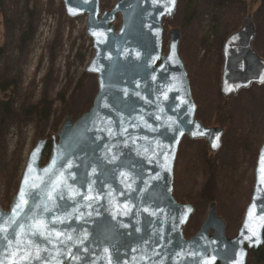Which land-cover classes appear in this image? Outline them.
I'll return each instance as SVG.
<instances>
[{"label": "water", "instance_id": "water-1", "mask_svg": "<svg viewBox=\"0 0 264 264\" xmlns=\"http://www.w3.org/2000/svg\"><path fill=\"white\" fill-rule=\"evenodd\" d=\"M100 2L63 0L69 18L87 16L85 33L95 51L87 72L97 76L98 85L92 107L77 120L67 116L57 135L37 140L18 190L8 210L0 204V214H10L21 188L30 191L42 170L64 153L57 169L67 160L78 167L64 169L67 203L58 200L61 210L56 214L72 215L55 231L72 240L61 244L54 238L48 244L38 238L37 245L48 249L42 255L50 256L44 264H247L249 251L264 246V144L237 234L226 235L227 224L212 202L198 232L186 238L183 228L195 208L173 195L179 145L184 136L204 138L212 151H218L225 129L206 127L196 119L179 28L169 31L163 53V20L173 17L178 0H117L102 12ZM118 16L121 25L116 30ZM255 37L249 15L223 43L220 92L226 99L264 84V58L253 46ZM73 192L81 193L75 201L68 199ZM84 196L93 199L86 201ZM81 213L83 218L77 220Z\"/></svg>", "mask_w": 264, "mask_h": 264}, {"label": "rangeland", "instance_id": "rangeland-1", "mask_svg": "<svg viewBox=\"0 0 264 264\" xmlns=\"http://www.w3.org/2000/svg\"><path fill=\"white\" fill-rule=\"evenodd\" d=\"M8 1L0 0V45L6 53L0 56V68H9L5 73L10 77H20L12 88L13 114L5 115L0 105V204L5 210L18 190L37 140L57 135L67 116L77 120L88 112L98 92L97 76L87 72L94 57L92 40L85 33L87 16L69 18L63 0H18L14 8ZM116 1L101 0V10L111 8ZM188 1L178 0L173 17L163 20L164 54L169 31L179 28L180 53L183 48L181 56L197 105L196 118L207 126H223L225 133L216 152L209 150L206 139L183 138L175 161L173 195L178 202L195 208L183 228L185 237L198 232L212 202L227 224L226 235L233 237L250 202L256 154L264 144V84H253L228 99L220 93L222 47L231 34V25L227 26L221 11L227 9L238 16L241 23L237 29L252 16L256 28L253 46L264 58V0H197L195 14L185 21L183 9ZM28 8L37 18L35 31L26 46L17 48L30 20L24 12ZM120 25L119 16L116 30ZM220 40L221 60L217 55ZM42 98L50 111L47 118H39L37 111L25 113Z\"/></svg>", "mask_w": 264, "mask_h": 264}, {"label": "snow or ice", "instance_id": "snow-or-ice-1", "mask_svg": "<svg viewBox=\"0 0 264 264\" xmlns=\"http://www.w3.org/2000/svg\"><path fill=\"white\" fill-rule=\"evenodd\" d=\"M63 158L64 153H61L59 157L52 161L48 169L42 170L43 175L36 178L38 182L31 184L30 191L26 193L25 188H21L17 203L13 206L10 214H0V222H2L0 223V250H2L3 255L0 264H44V261L50 259V256L42 255V253H47L48 249L40 248L37 245L38 238L48 244H51L54 238L61 244L66 243V240H72L71 235L55 231L57 225L66 224L72 215L71 213L67 216L56 214L61 210V205L57 201L67 203L64 192L68 190L69 186L64 176V169L78 167L71 160H67L65 163H61L60 168L57 169V164ZM32 171L30 165L29 173ZM93 172H95V169H93ZM70 175L75 179L74 174ZM28 183L29 176L26 174L24 184L27 185ZM80 195L81 193L73 192L68 199L75 201L76 197ZM83 199L91 201L93 197L84 196ZM86 206L91 207V204L89 203ZM5 216L7 219H5ZM82 218L83 213L76 217L77 220ZM87 238L88 236L85 233L83 239L86 240ZM77 242L82 244L83 240ZM13 247L14 250L9 251ZM82 251L86 253L88 249L83 248ZM108 251L107 248L104 249L105 253H108ZM69 254H71V249H69ZM72 259L76 260L78 257L72 256Z\"/></svg>", "mask_w": 264, "mask_h": 264}, {"label": "trees", "instance_id": "trees-1", "mask_svg": "<svg viewBox=\"0 0 264 264\" xmlns=\"http://www.w3.org/2000/svg\"><path fill=\"white\" fill-rule=\"evenodd\" d=\"M9 1H10V5L13 6L11 8H14V7L19 5L18 0H9ZM196 2H197V0H190L186 4V6H184L183 10L185 11V14L187 15V18L185 17V19H186L185 21H188L190 19V17L195 14V11L197 8ZM1 7L3 10L7 9V7L4 5L3 2L1 3ZM0 12H2L1 9H0ZM24 12H28L30 20L28 21L26 31L20 36V42H18L17 48H23L24 46L27 45V41H29V39L31 37L30 35H31V33H33L35 31V27H36L35 25H36L37 18H35V15L30 14L31 10H29V8L24 10ZM221 15L223 16V19H225L227 26L231 25L229 32L232 33L233 30H237V26H239V23H241V20L238 19V16L236 14H233V13L229 14V11L227 9H224L223 13L221 11ZM20 21H21V19H20ZM8 25H10L9 21H8ZM222 43H223V40H220L219 46L217 49L218 50L217 55L219 56V60H221V45H222ZM183 52H184V50H183V48H181V54H183ZM5 54H6L5 51L3 50L2 46L0 45V56H3ZM202 64L203 63H201V65ZM200 68H201V66H200ZM9 70L10 69L7 67H5V69L0 68V72H1L0 78H3V82H0V94H2L4 96V97L0 96V105H1V108L4 112V114L11 116L13 114V111H11V109H12V104L14 102V100H12V97H13L12 96V93H13L12 88L15 85L16 80L20 77V75L14 74L13 77H10L8 74L5 73ZM218 92H219V90H218ZM45 102H46V99L42 98L41 100H39V102L35 106L28 107L25 110V113H34L35 111H37L39 118H41V117L47 118L50 114V111H48L47 105L45 106ZM247 264H264V246L259 248L258 250H250L249 251V255L247 258Z\"/></svg>", "mask_w": 264, "mask_h": 264}, {"label": "flooded vegetation", "instance_id": "flooded-vegetation-1", "mask_svg": "<svg viewBox=\"0 0 264 264\" xmlns=\"http://www.w3.org/2000/svg\"><path fill=\"white\" fill-rule=\"evenodd\" d=\"M203 123V122H202ZM205 125V124H204ZM206 127H221V126H218V125H211V126H207V125H205ZM223 127V126H222ZM225 133V132H224ZM190 139V138H189ZM200 139H204V138H200ZM191 140V139H190ZM193 140H196V139H193ZM197 140H199V139H197ZM223 140V139H222ZM207 142V144H208V141H206ZM208 147L210 148V146H209V144H208ZM209 150H211V149H209ZM212 151V150H211ZM212 152H215V151H212ZM258 153H259V151H258ZM258 153L256 154L257 155V157H258ZM256 162H257V160H256ZM256 166V165H255ZM255 171V170H254Z\"/></svg>", "mask_w": 264, "mask_h": 264}]
</instances>
